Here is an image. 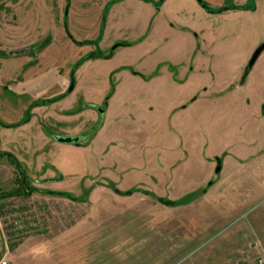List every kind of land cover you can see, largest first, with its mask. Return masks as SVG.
<instances>
[{"label":"crops","instance_id":"obj_1","mask_svg":"<svg viewBox=\"0 0 264 264\" xmlns=\"http://www.w3.org/2000/svg\"><path fill=\"white\" fill-rule=\"evenodd\" d=\"M111 1L105 7L100 44L106 48L117 43L128 45L118 46L109 58L94 56L102 47L90 48L81 66L73 72L66 69L58 90L48 97H22L23 89L31 88L37 77L29 70L39 64L38 58L35 64L28 61L25 76L19 81L23 86L11 93L19 97L9 100L22 101L18 107L9 104L18 111L64 94L52 103L34 106L29 120L14 129L18 142L14 156L28 181L40 188L38 183L47 179L57 187L51 190L71 194L87 189L85 183L98 177L121 191L150 187L154 181H172L181 184L185 192H192L216 176L219 158L220 174L244 168L248 191V159L264 149V81L254 85L261 97H237L242 88L253 85L247 82L252 68L241 81L248 51H242L231 74L222 76L221 36L242 29L245 34L248 14L257 13L264 0H233L228 7L244 8L219 13L206 11L196 0H164L159 5V0ZM203 1L210 6L211 0ZM248 5L254 10H248ZM263 40L264 36L258 44ZM79 58L75 56L74 62ZM91 66L107 80L100 89L102 94L109 90L110 80L115 82L102 112V124L91 138L77 144L58 142L57 138L86 134L87 123L93 125L100 118L96 109L77 110V105L81 101L100 107L105 97H67L75 89L94 83V75L85 70ZM71 82L72 90L67 92ZM123 85L126 88L122 89ZM116 94L121 97H114ZM248 111L251 114L241 115ZM71 121L81 124L69 128ZM215 133L225 136L226 150L232 152L220 154L215 150ZM0 151L10 150L4 145ZM201 166H207L208 172ZM15 177V167L8 160H0V182H8V190L14 188ZM222 182L224 188L233 191L231 182ZM79 193L73 196L82 195ZM31 198L34 194L0 198V213L6 205L14 208L13 216L18 217L14 224L19 228L30 222L29 213L34 216L41 207L39 202L33 205L28 201Z\"/></svg>","mask_w":264,"mask_h":264},{"label":"rangeland","instance_id":"obj_2","mask_svg":"<svg viewBox=\"0 0 264 264\" xmlns=\"http://www.w3.org/2000/svg\"><path fill=\"white\" fill-rule=\"evenodd\" d=\"M109 1L0 0V147H9L13 156L18 147L14 131L18 126H10L24 119L29 106L18 114L17 107L22 101L9 99L19 97L11 93L23 86L19 81L25 76L26 63L35 64L36 59L39 60V64L29 70L37 77L30 83L31 88L23 89L22 97L51 96L58 90L61 75L66 69L73 72L76 62L88 54L90 48L102 47L100 52L103 53L110 50L109 46L100 44L103 15ZM232 1L208 2L211 8H217L215 4L228 6ZM246 27L245 34L244 29L222 33V76L231 74L244 49L247 48L250 58L259 45L264 36V6L257 13L248 14ZM24 46L30 50L26 54L8 55L24 50ZM77 55L80 58L74 62ZM85 70L94 75V83L75 89L67 97L111 96L110 86L106 94L100 92L107 81L100 75L102 72L92 66ZM260 81H264V50L247 76V82L253 85L242 88L237 97H261L254 86ZM111 83L114 88V80H110L109 85ZM9 104L17 107L12 110ZM82 105L80 101L77 109ZM86 118L90 119L88 115ZM96 122L87 123L85 133ZM80 124L71 121L69 128ZM224 138L215 133L214 148L220 154L233 151L226 150ZM7 160V157L1 159L2 162ZM248 160V191L243 167L240 171L230 169L221 174L219 171L204 187L192 192H185L181 184L172 181H154L150 187L137 188L171 201L193 194L190 201L174 206L139 191L118 195L102 186L106 182L102 177L85 183V188L94 185L85 202L55 194L57 191L51 189L57 187L47 179L38 183L40 188L29 181L30 187L43 189L41 193L32 192L30 195L34 194V198L28 199L33 205L39 202L41 207L34 211V216L29 213L30 222L19 228L14 224L18 218L13 216L14 208L3 207L0 256L6 255L13 264H264V149ZM201 168L208 172L207 166ZM222 180L231 182L233 191L224 188ZM209 181L213 183L206 187ZM9 187L8 182H0L1 190L8 191ZM202 189L206 191L200 192ZM70 190L75 192V189ZM77 193L79 191L70 194Z\"/></svg>","mask_w":264,"mask_h":264},{"label":"trees","instance_id":"obj_3","mask_svg":"<svg viewBox=\"0 0 264 264\" xmlns=\"http://www.w3.org/2000/svg\"><path fill=\"white\" fill-rule=\"evenodd\" d=\"M116 1H120V0H112L111 3L113 2H116ZM145 1H148V0H145ZM198 2V4L204 8L206 11L210 12V13H219V12H222L228 8H244V7H228L227 5H223L221 7H217V8H211L205 1L203 0H196ZM161 2L160 1H157L156 4L159 5ZM248 10H254V6L253 5H248V7H246ZM66 34L69 38L70 35L69 33L67 32L66 30ZM78 44H82V43H78ZM123 45H128V43H117L115 44L114 46H112L110 48V50L105 53V54H102L101 52H98L97 55H94V56H99V57H104V58H109L113 51L118 47V46H123ZM30 50H26V49H22V50H19V51H16V52H9L8 55H20V54H25L26 52H29ZM93 56V57H94ZM84 61V58H80L76 64L74 65L73 67V71L83 63ZM29 65L32 64V62L28 63ZM134 74H136L135 72H133ZM248 73V70L247 68L244 69V72L242 74V77H241V81L244 80L246 74ZM110 90L111 92L113 91V83L110 84ZM110 94L107 95V97H105L102 105L100 107H98L97 105H94V104H83L82 107L83 108H93V109H98V108H102V110L105 108V105L107 103V100L109 98ZM56 98H51V99H45V100H41V101H37V102H34L32 104L29 105L28 109L26 110V115L24 117V119L18 123H16L15 125H11L10 127L12 126H19L20 124H23L25 122H27L30 118V110L34 107V106H38V105H45V104H49V103H52L56 100H58L59 98L61 97H64V94H61V95H58V96H55ZM79 110V109H77ZM102 124V113H100V118L98 119V121L96 122V124L86 133V138L89 139L91 138L95 133L96 131L100 128ZM6 126V125H5ZM3 157H7L9 158V162L15 167L16 169V177H15V186L12 190H8V191H0V198H3V197H8V196H14V195H24V196H28L30 194H32V192L34 191H39V189H36L34 187H30L29 185V181H28V177L25 173V170L23 169V167L21 166V164L17 161V159L9 152H0V160L3 158ZM216 161L217 163H220V159L219 158H216ZM213 182L212 181H209L207 183V186H210ZM102 186H105V187H108L110 188L113 192H115L116 194L118 195H130L131 193L135 192V191H139L141 193H144V194H147V195H151L153 196L158 202H161L167 206H174L176 204H179V203H183V202H187V201H190L194 196L193 194H188L186 196H184V199H181L179 201H171V200H168L166 198H162V197H157L155 196L154 194H152L151 192L149 191H144V190H141V189H137V188H133V189H129V190H126V191H121L119 189L116 188V186L108 181L106 182L104 185ZM94 185H92L91 187L87 188V189H82V195L80 196H73L69 193H66V192H55V194L57 195H60V196H63V197H66L72 201H75V202H85L87 201V195L89 194V192L93 189ZM206 189H202L200 190V192H205Z\"/></svg>","mask_w":264,"mask_h":264},{"label":"water","instance_id":"obj_4","mask_svg":"<svg viewBox=\"0 0 264 264\" xmlns=\"http://www.w3.org/2000/svg\"><path fill=\"white\" fill-rule=\"evenodd\" d=\"M164 0H160V2H163ZM264 50V40L254 49L253 53L251 54L247 64H246V68L249 71L252 66L254 65L256 59L259 57V55L262 53V51ZM73 87V83L71 82V84L69 85L67 92L71 91ZM98 112L102 113L103 110L102 108H98ZM86 134L82 135V136H75V137H61V138H57L58 142L61 143H68V144H77L80 140L86 138ZM220 170V164L218 163L215 171L216 173L219 172Z\"/></svg>","mask_w":264,"mask_h":264},{"label":"built area","instance_id":"obj_5","mask_svg":"<svg viewBox=\"0 0 264 264\" xmlns=\"http://www.w3.org/2000/svg\"><path fill=\"white\" fill-rule=\"evenodd\" d=\"M0 264H13V263L6 255H2L0 256Z\"/></svg>","mask_w":264,"mask_h":264},{"label":"flooded vegetation","instance_id":"obj_6","mask_svg":"<svg viewBox=\"0 0 264 264\" xmlns=\"http://www.w3.org/2000/svg\"><path fill=\"white\" fill-rule=\"evenodd\" d=\"M160 1V0H159ZM98 111V109H96Z\"/></svg>","mask_w":264,"mask_h":264}]
</instances>
